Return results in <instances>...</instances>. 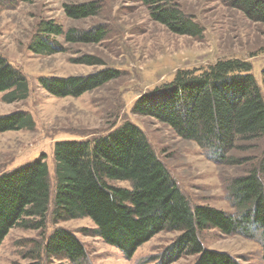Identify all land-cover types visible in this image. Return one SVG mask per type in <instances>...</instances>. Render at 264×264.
<instances>
[{
	"label": "trees",
	"instance_id": "1",
	"mask_svg": "<svg viewBox=\"0 0 264 264\" xmlns=\"http://www.w3.org/2000/svg\"><path fill=\"white\" fill-rule=\"evenodd\" d=\"M151 17L178 34L201 36L202 28L172 0H142ZM254 21L264 23V0H223ZM73 19L96 16L99 1L64 4ZM30 48L38 54L62 50L57 36L64 30L54 20L42 21ZM104 27L73 28L64 32L70 42L93 43L104 37ZM82 63L102 64L85 55ZM264 73V71H263ZM120 74L106 68L86 76H42L39 82L56 96H80ZM264 76V75H263ZM263 83H264V77ZM28 79L0 54V93L8 102L28 97ZM135 112L167 123L179 136L194 141L219 160L239 163L230 155L239 141L264 136V93L249 60L221 58L206 68L182 70L169 82L144 93ZM26 111L0 116V132L33 129ZM264 156L246 175L234 178L230 195L238 217L205 204H193L158 157L144 130L132 121L93 139H61L54 143L53 163L47 153L0 173V245L15 226L45 229L75 218H90L92 234L131 258L142 244L161 231L179 232L159 256L158 264H171L186 255H198L193 264H239L227 252L205 247L201 233L218 228L224 233L262 229L264 240ZM113 181H129L130 187ZM27 264H43L37 255ZM48 258H67L73 264L88 261L85 244L76 233L58 226L43 246ZM264 260V242H263Z\"/></svg>",
	"mask_w": 264,
	"mask_h": 264
},
{
	"label": "rangeland",
	"instance_id": "2",
	"mask_svg": "<svg viewBox=\"0 0 264 264\" xmlns=\"http://www.w3.org/2000/svg\"><path fill=\"white\" fill-rule=\"evenodd\" d=\"M85 1L91 0H0V54L23 72L30 87L27 98L14 102L5 100L6 92L0 93V116L26 111L35 122L33 129L0 132V173L41 153H47L52 165L57 140L93 139L132 121L144 130L193 204L211 205L238 217L230 185L264 156V136L237 143L230 155L240 158L239 163L223 162L179 136L167 123L134 108L144 93L171 81L178 72L206 68L221 58L249 60L264 93V23L247 18L223 0H172L202 28L201 36L172 32L151 17L142 0H96L101 6L96 16L73 19L66 14L64 4ZM50 20L60 24L64 32L104 27V37L93 43L70 42L63 32L57 36L62 50L38 54L30 45L41 22ZM85 55L102 59V64L79 62ZM106 68H116L120 74L80 96H56L39 82L42 76H86ZM261 177L264 182V175ZM112 183L131 186L129 181ZM58 226L74 231L85 244L86 264H158L159 256L179 233L161 231L126 258L117 247L92 234L96 225L90 218L58 224L49 219L44 230L11 228L0 245V264L33 262V250L39 243L44 246ZM201 238L205 247L227 252L239 264H264V240L257 225L231 234L211 228L204 230ZM43 246L37 253L43 264H73L67 258H48ZM197 257L186 255L171 264H193Z\"/></svg>",
	"mask_w": 264,
	"mask_h": 264
}]
</instances>
